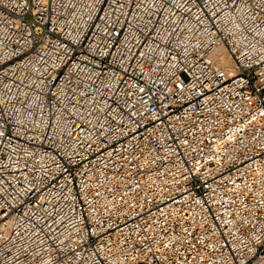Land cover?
Wrapping results in <instances>:
<instances>
[{
    "label": "built area",
    "instance_id": "1",
    "mask_svg": "<svg viewBox=\"0 0 264 264\" xmlns=\"http://www.w3.org/2000/svg\"><path fill=\"white\" fill-rule=\"evenodd\" d=\"M0 264H264V0H0Z\"/></svg>",
    "mask_w": 264,
    "mask_h": 264
},
{
    "label": "bare ground",
    "instance_id": "2",
    "mask_svg": "<svg viewBox=\"0 0 264 264\" xmlns=\"http://www.w3.org/2000/svg\"><path fill=\"white\" fill-rule=\"evenodd\" d=\"M223 52V51H222ZM221 52V53H222ZM225 63H226V65H228V66H230L231 64H232V61L230 60V59H226L225 60Z\"/></svg>",
    "mask_w": 264,
    "mask_h": 264
}]
</instances>
